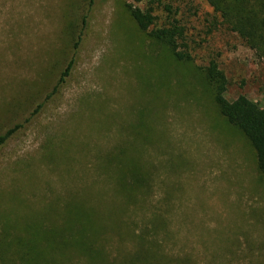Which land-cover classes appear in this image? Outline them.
Instances as JSON below:
<instances>
[{
	"label": "rangeland",
	"instance_id": "rangeland-1",
	"mask_svg": "<svg viewBox=\"0 0 264 264\" xmlns=\"http://www.w3.org/2000/svg\"><path fill=\"white\" fill-rule=\"evenodd\" d=\"M94 1L66 82L0 147V264H264V178L195 68L214 58L227 77L226 98L244 93L264 110V64L215 23L206 0ZM88 3L0 0V131L52 86L63 67L56 59L71 55ZM127 5L150 9V28L178 25L193 63L170 65L161 46L151 49ZM63 7L72 12L67 34L58 20ZM167 67L192 96L164 108ZM144 107L145 120L165 125L172 145L145 144L158 166L153 187L125 201L98 154L132 150L131 140L119 141L129 139V121ZM64 203L93 213L95 231L81 238L54 230L67 216ZM39 221L48 227L40 233Z\"/></svg>",
	"mask_w": 264,
	"mask_h": 264
},
{
	"label": "trees",
	"instance_id": "trees-1",
	"mask_svg": "<svg viewBox=\"0 0 264 264\" xmlns=\"http://www.w3.org/2000/svg\"><path fill=\"white\" fill-rule=\"evenodd\" d=\"M206 1L217 13L215 23L236 34L244 45L253 52L257 60L264 64V0ZM94 2V0H89L88 7L86 8L85 14L82 16L74 39L72 38L71 55L68 59L64 58L62 61L56 59V64L60 63L61 66L62 63L63 67L62 69L60 68V72L54 83L48 90L41 93L35 100H32L28 108H24L23 111H21L22 113L14 115V117L10 119L8 125H4L6 127L2 128L3 130L0 131V147L4 146L14 134L23 129L28 122L37 116L44 106L57 94L60 85L66 82L75 62V54L84 37V30L87 26L89 12ZM63 6H65V3H63ZM127 7L136 28L146 35L151 49L161 46L163 50L168 53L171 61L170 65L174 63H193L194 56H192L188 43L183 36V30L178 27V25L173 24L150 28L154 20V15L150 9L143 10L138 6L132 5H127ZM68 10L69 9H64L63 7L58 13L59 24L63 25V34H67L72 26V12ZM68 44L69 41H66V46ZM62 53H65L63 48ZM41 66L42 65L39 64L37 68L41 70ZM195 68L198 70L197 78L199 85L208 91L210 101L214 103L220 116L224 118L231 129L238 131L249 142L254 152L256 170L259 176L264 178V110L258 102L250 99L244 93L237 94L232 101L226 98L227 77L214 58L209 59L205 65H199ZM162 76L169 81L164 95V108L170 102L172 104H177L181 99L190 100L192 96L191 91L184 87L183 84L185 83L182 78L174 75L171 68L167 67ZM153 89L155 90L153 99L156 100L152 103V109L154 115L157 116L159 90L158 86L154 83ZM195 103L196 105L199 104L196 100ZM147 109L148 107L138 109L136 117L129 121L128 124V132H131L129 134V139L123 138L119 141L120 143L131 140L135 143V145L130 148L132 150L120 147L115 148L114 146L98 154L100 162L99 168L105 170V176H108V178L111 177L114 191L123 196L125 201L131 198L134 200L137 196L148 194L153 187L154 172L158 166L153 169V165H157V162L154 161V163L152 159L145 157V144L156 142V139H163L167 145L171 144L168 140L165 125L163 126V124H161V127L158 128V124L155 120H145L144 112ZM204 112L206 115V111ZM180 163L181 162L176 165L171 160L169 166L178 168ZM58 204H56V206H58ZM64 208H67V204L65 203ZM65 213L67 216H65L61 225H57L53 222L52 228H54V230L62 229L64 231V236H69L67 233L72 234L77 231L81 238H84L87 233L89 235L95 231L93 221L91 216H89L93 215V213L89 214L83 210H79L76 205L67 208ZM37 221H34V224ZM41 224L39 233L41 229L45 230L48 228L42 227L45 226L44 223L41 222ZM33 225L31 224L29 226V230H31ZM26 226H28V224ZM74 241L77 245L82 240L77 241L74 239Z\"/></svg>",
	"mask_w": 264,
	"mask_h": 264
}]
</instances>
